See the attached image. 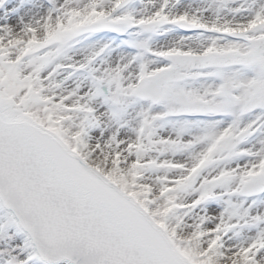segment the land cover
I'll list each match as a JSON object with an SVG mask.
<instances>
[{"label":"snow or ice","instance_id":"obj_1","mask_svg":"<svg viewBox=\"0 0 264 264\" xmlns=\"http://www.w3.org/2000/svg\"><path fill=\"white\" fill-rule=\"evenodd\" d=\"M0 264H264V0H0Z\"/></svg>","mask_w":264,"mask_h":264}]
</instances>
